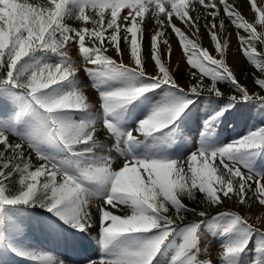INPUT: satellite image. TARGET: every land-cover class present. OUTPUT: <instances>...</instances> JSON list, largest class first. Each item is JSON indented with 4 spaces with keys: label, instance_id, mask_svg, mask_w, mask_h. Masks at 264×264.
<instances>
[{
    "label": "snow or ice",
    "instance_id": "snow-or-ice-1",
    "mask_svg": "<svg viewBox=\"0 0 264 264\" xmlns=\"http://www.w3.org/2000/svg\"><path fill=\"white\" fill-rule=\"evenodd\" d=\"M197 3L215 9L208 13L211 20L203 18L204 27L222 56L227 41L222 46L215 31V18L220 14L216 0ZM219 3L231 23L249 33L247 38L238 37L240 50L264 76V61L249 51L250 42L258 39L255 28L229 0ZM251 7L264 25V11L254 2ZM89 8L98 10L95 17L86 14ZM122 9L128 10L125 15H121ZM106 11L110 16L105 15ZM146 13L148 20L155 21L149 37L150 58L157 69L154 75L146 74L141 57V25ZM70 20L80 21L83 26L73 27ZM175 20L199 32L200 17H190L187 0H0V103L7 102L13 108L10 115L0 116V239L19 227L16 210L41 207L80 232L96 227L106 251L90 264H152L169 242L175 246L169 264H212L211 260L200 259L199 239L201 226L210 213L188 208L180 199L184 195L191 198L193 190L203 194L201 203L206 207L218 208L211 217L214 222L225 224L226 233L240 234L236 238L230 235L221 245L218 256L222 264L238 261L251 233L264 235L258 227H264V216L250 223V217L219 210L225 199L235 198L243 205L250 191L264 206V174H254L248 163L264 149V128L218 148L201 147L187 160L137 157L131 152L129 146L141 137L163 133L175 123L192 103L189 93L207 91L221 96L218 80L229 82L243 101L254 98L223 60L213 58L208 50L188 40ZM169 28L184 50L187 64L198 70L190 74V80L196 83L187 90L162 62L161 43L167 46L169 59L172 54L164 38ZM86 36L91 47L86 46ZM121 43L129 46L135 66L117 63L102 54L111 46L121 55ZM74 44L83 58V71L98 92L102 114L93 112L79 84L81 69L67 50ZM205 77L210 78L211 85L204 83ZM254 86L264 91V78L255 77ZM157 88H166L170 95L162 97L136 128L121 130L116 123L118 111ZM236 99L233 96L230 101ZM255 99L264 103V95L256 94ZM77 113L85 118L75 120ZM220 115L222 112L212 119ZM29 118H36L37 126L21 132L19 125ZM46 146L59 148L63 155L51 154ZM33 154L41 162L34 169ZM217 158L218 165L214 163ZM221 166L223 171L217 175ZM242 169H247V174ZM17 178L19 188L12 192L7 185ZM170 207L174 209L172 216L168 215ZM186 212L197 219L184 223ZM112 244L115 248H109ZM9 250L30 264H65L41 250L12 246ZM248 264H264V256Z\"/></svg>",
    "mask_w": 264,
    "mask_h": 264
},
{
    "label": "rangeland",
    "instance_id": "rangeland-1",
    "mask_svg": "<svg viewBox=\"0 0 264 264\" xmlns=\"http://www.w3.org/2000/svg\"><path fill=\"white\" fill-rule=\"evenodd\" d=\"M189 5V15L190 17H200V29L199 32H195L194 29L188 27L179 20H175L176 26L180 27L181 30L185 33L188 40L196 43L201 49H206L209 51V54L217 60H223V62L229 67L230 71L237 78L238 82L246 87L249 90V93L253 95L251 101L245 102L241 99L238 92L234 87L227 81H217V89L221 91V96H215L214 93L210 94L207 91H202L200 95H192L191 93L189 98L192 103L188 106L185 112L175 121V123L170 126L169 129H165L163 133H156L152 136L141 137L138 143H135V146L130 145V149L133 155L137 157L145 156H163L171 159H184L187 160V157L196 152L201 147L209 148H218L224 145H227L239 138L247 135L250 131L258 130L259 128H264V103H260L255 99V95H264V91L259 89L258 86H254V78L260 77L264 78L255 66L247 59V57L240 50L239 36H244L247 38L249 33L237 29L232 23L231 19L227 17L223 12V5L219 3V0H216L217 7L220 9V14L215 18L217 27L215 29L218 37V41L221 45H224V42L227 41V46L223 47V55L218 54L214 47V42L211 41L208 30L204 27L205 20L204 17H207L208 20L212 18L208 16L210 11H215V9H206L203 6L197 3V0H187ZM207 2V0H206ZM254 2L258 9L264 11V5L260 3V0H229L231 3L255 28V36L258 39L252 40L250 42L249 51H253V55L257 60L264 61V25L258 22V13L255 9L251 7V3ZM98 10H93L91 8L86 9V14L96 16ZM128 10L122 9L121 15H125ZM106 16H110V12H105ZM148 14H145V23L141 25V28L144 29V38L142 40V63L145 66V71L147 75L156 74V67L153 60L150 58V48H149V37L152 34V29L155 26V21L147 19ZM98 18V17H97ZM137 19H140L139 17ZM223 19L224 26L223 29L220 27V20ZM151 22V23H150ZM68 23L73 27L83 26L82 22L76 20H70ZM91 27V24L88 25ZM150 28V29H149ZM169 33L175 34L169 28ZM148 37V38H147ZM165 39L168 38L165 36ZM179 52L183 55L184 62L186 64V72L183 73L181 77L177 68L172 64L174 57L171 54L170 59L166 55L167 47L161 43L160 47L163 50L162 62L165 63V66L169 68L170 73L173 78L176 79L178 84L184 87L186 90L190 84H195V80H190V74L193 71H198L192 69L187 64V56L180 45L177 37L175 36ZM86 46L91 47V40L86 36L85 39ZM236 46V49L239 51L242 56L243 61L245 62L244 73L233 64L230 60L231 47ZM191 45L189 44V48ZM122 54L117 55L115 49L111 46L108 47L106 52L102 54L109 56L117 63H124L129 66H135L134 61L130 56L129 46L126 43H121ZM69 55L72 57L74 62L79 64L81 69L80 72H83L86 75V83H88V88L95 92L94 96V106L93 112H100L99 109V96L96 89L92 87V79L88 76L86 72L83 71L84 62L83 58L78 54V45H71L68 47ZM195 58V57H194ZM50 62H55L50 61ZM211 67V66H209ZM79 72V73H80ZM180 77V78H179ZM204 83L211 85V80L208 77L204 78ZM170 95L167 92L166 88H157L155 92H150L145 96H141L139 99L134 101L132 104L127 105L124 109L118 111L116 117V123L121 130L134 129L137 127L138 123L146 119L154 108L157 107L162 97ZM236 96L237 99L235 102H231L230 98ZM13 111L12 106L7 102L0 103V116L10 115ZM222 115L218 116L216 119H212L217 116V113ZM85 118L83 113H77L74 115V119L79 121ZM36 118H29L25 122L19 125V130L21 132L29 131L34 129L37 126ZM102 125L98 126L97 130L101 131ZM102 138H106V133L103 132ZM47 150L56 156H62L63 153L59 148L54 146H46ZM165 150V151H164ZM2 163V162H0ZM41 163L33 154L32 157V168L34 169ZM219 164V158L214 162ZM248 163L254 174H264V149L258 151L253 157L248 159ZM35 165V166H34ZM222 166L218 168L217 175L222 173ZM247 174V169H242ZM256 178H259L258 176ZM43 178H41L42 180ZM10 191L15 192L19 188L18 178L13 181L11 184L7 185ZM194 195L190 198L187 195L180 197L182 203L188 208H194L196 211L206 210L209 212V217L206 220V223L201 226L199 233L200 239V248L202 249V255L200 259L203 261L211 260L212 264H222L218 253L222 250L221 245L224 244L231 235L233 238L239 237L238 232L232 234L226 233L224 231L225 224L221 222H214L211 217L216 215L218 208L216 206L206 207L201 203L203 199V194L198 190H193ZM224 211H235L242 216L250 217V223H254L258 216H264V206H260L256 197L253 195V192L247 194L246 202L241 205L235 198L229 200L225 199L222 209ZM95 212V208H93ZM130 214V210H129ZM16 221L19 225L18 228L12 229L7 233L6 238L0 239V264H30L29 260L16 255L14 252L9 250V246L20 247L25 249H34V240L33 236L35 232H42L41 236L43 238L42 244L46 243L48 239L47 225L45 222L53 221L56 224V229L61 226L66 228L67 233L65 234V239L62 240L61 236L58 235L59 239L54 240L52 243L49 254L54 257H59V245H65L64 247L68 250L76 238H86L92 239L90 232H80L77 229H74L69 224H65L58 217L54 216L52 213L46 211L41 207H23L16 210ZM51 215V216H50ZM168 215H174V209L170 207ZM185 217V223L196 220L191 212L183 213ZM50 217V218H49ZM37 220H40L42 228L39 231L37 229ZM36 227V229H35ZM261 228V231H264V227L258 226ZM55 228V225H54ZM45 231V232H43ZM59 233V230H56ZM69 232V233H68ZM34 233V234H32ZM69 234V235H68ZM69 237H68V236ZM150 235V234H149ZM203 235V240L201 237ZM74 237L73 239L71 237ZM77 236V237H76ZM35 237V236H34ZM206 237V238H205ZM97 238V237H96ZM70 243L63 244V241H69ZM99 239H96V241ZM79 242V249L80 243ZM48 242V241H47ZM95 250H90L91 247L88 246L87 251H91L87 257L77 256L76 258H68L66 263L68 264H90V261L97 260L99 258L98 254L103 253L99 250V241H97ZM176 242H179L178 239ZM84 243V242H83ZM101 243V242H100ZM55 245V246H54ZM69 245V246H67ZM57 246V247H56ZM56 247V248H55ZM109 247H112L110 245ZM57 250V251H56ZM106 251V250H104ZM78 253V250L76 251ZM214 252V253H213ZM175 254L174 243L169 242L165 247L161 249V253L157 255L155 260L152 261V264H157L156 262L160 259V264H169L170 260ZM58 255V256H57ZM258 256H264V235L259 232L251 233L250 238L248 239L247 247L240 254L238 261L229 260L228 264H248L249 261L253 260ZM83 258V259H82ZM85 258V259H84ZM69 261V262H68Z\"/></svg>",
    "mask_w": 264,
    "mask_h": 264
},
{
    "label": "bare ground",
    "instance_id": "bare-ground-1",
    "mask_svg": "<svg viewBox=\"0 0 264 264\" xmlns=\"http://www.w3.org/2000/svg\"><path fill=\"white\" fill-rule=\"evenodd\" d=\"M260 3L262 5H264V0H260ZM151 22L154 23L152 20H151ZM165 36L168 38L169 44H170V46L172 48V56L174 57V59L172 60V64H174V66L179 71L180 76L182 77L183 76V73L186 72V64L184 62L183 55L179 52V48L177 47L178 46L177 40H176L175 36L172 33H169V30L168 29L166 30ZM230 60H232L233 64L236 65L240 69V71H242V73H244L245 62L243 61L242 56L240 55L239 51L236 49V46H234V45L231 47ZM86 79H87L86 78V75L83 72H80L79 73V84H80L81 88L85 91V94L89 97V103L93 105V108H95V106H94L95 100L93 99L94 96H95V92L92 91V90H90V88H88V83H86V81H85ZM98 131H100V130H98ZM102 135H103V132H101V137H102ZM37 222H38L37 229H39V231H40L41 228H42V224H41L40 220H37ZM44 223L48 226L47 227V231L46 232L43 231V232L47 233L48 239H46V243L45 244L44 243L42 244L41 243V242H43V238L41 236L42 232H40V233H38V232L36 233L35 232V234L32 233L35 236V237L34 236L32 237L33 240H34V242H33L34 244L33 245H34V249L41 250V251L46 252V253L49 254V251L50 250H47L46 246L48 247V249H51V247L53 246L52 245L53 241L54 240H58L59 239V236L62 235V234H66L68 230H66L64 228L63 229L61 228V231L59 233H57V231H56L57 230L56 229L57 227H56V224L53 221V219L50 222H45L44 221ZM54 225H55V228H54ZM35 229H36V227H35ZM89 232H90V235H91L92 239L83 238V241H82V238H80V237L79 238H76V240H75L76 242H74V244L68 250L65 247H63L62 244L59 245L58 246L59 247V250H58L59 258L62 259V260H64V261L66 259V261H67V259L70 258V256H71V258H74V257L76 258L77 256L87 257L90 254V252L92 251V247H93V251H94L95 250L94 248H95V246L98 243L97 241H99V240L96 241V239H99L98 231H97L96 227L94 226L92 229L89 230ZM74 237L72 236L71 238L73 239ZM203 238L204 237L202 235L201 240H203ZM61 239L63 240V237H61ZM80 241H82V242L80 243V249H79V242ZM64 242H66L68 244V243H70V240L69 241H64ZM67 246H69V245H67ZM88 246L91 247L90 248L91 251L90 250L87 251L88 250ZM98 248L103 253H99L98 254L99 255L98 256L99 258H97V260H99L102 257V255L105 252L104 250H106L104 248V246L100 243V241H99V247ZM109 248H115V244H112V247H109ZM77 250H78V253L76 252ZM66 261H65V264H68V263H66ZM156 263L157 264H160V259Z\"/></svg>",
    "mask_w": 264,
    "mask_h": 264
}]
</instances>
